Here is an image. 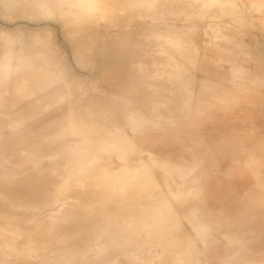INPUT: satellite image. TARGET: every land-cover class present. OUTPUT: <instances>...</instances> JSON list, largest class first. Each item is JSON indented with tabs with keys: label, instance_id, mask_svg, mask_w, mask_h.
<instances>
[{
	"label": "rangeland",
	"instance_id": "1",
	"mask_svg": "<svg viewBox=\"0 0 264 264\" xmlns=\"http://www.w3.org/2000/svg\"><path fill=\"white\" fill-rule=\"evenodd\" d=\"M154 2L0 0V264H264V0Z\"/></svg>",
	"mask_w": 264,
	"mask_h": 264
},
{
	"label": "bare ground",
	"instance_id": "2",
	"mask_svg": "<svg viewBox=\"0 0 264 264\" xmlns=\"http://www.w3.org/2000/svg\"><path fill=\"white\" fill-rule=\"evenodd\" d=\"M154 1H156V0H75V3H76V6H78V7H81V8H84V10L85 11H88L89 13L90 12H92V11H97L98 9H100L101 7H104V8H106L107 6H109L110 8H111V12L113 13V12H115V14H116V12H118L120 9H119V7H118V5H120V7H125V6H127V4L129 3V2H131L132 4H135V5H137V7L139 6V7H143V6H145V5H148L147 3H153ZM158 1V0H157ZM155 3V2H154ZM158 3V2H157ZM115 7H118V8H116L115 9V11H114V8ZM131 7V6H130ZM108 8V7H107ZM132 8V7H131ZM122 9H124V8H122ZM110 10V9H109ZM130 10V9H129ZM110 12V13H111ZM145 29H143V31H144ZM142 31V32H143ZM145 33V31L142 33V34H144ZM146 34H147V31H146ZM8 35H9V31H0V41L1 42H3L7 37H8ZM11 38V37H10ZM9 40V39H8ZM7 40V41H8ZM5 42V41H4ZM3 42V43H4ZM3 43H1V44H3ZM93 43V42H92ZM11 45V44H10ZM12 47H13V45H12ZM40 61V60H39ZM4 63V62H3ZM47 64H49V65H51L52 64V62H51V60H48V63ZM1 65V64H0ZM3 65H6V62H5V64H3ZM24 65V64H23ZM48 65V66H49ZM8 69V68H7ZM44 69V68H43ZM12 70V69H11ZM7 71V70H6ZM8 73V72H7ZM46 73V72H45ZM14 74V73H13ZM46 75H47V73H46ZM52 75V74H51ZM50 75V76H51ZM4 76V75H3ZM17 76V75H16ZM53 76V75H52ZM51 76V77H52ZM13 77V76H12ZM55 76H53V78H54ZM14 78V77H13ZM17 78H18V76H17ZM46 78H48V77H46ZM45 78V79H46ZM49 79H50V77H49ZM7 80V79H6ZM47 80V79H46ZM54 80V79H53ZM21 81V80H20ZM50 81V80H49ZM52 81V80H51ZM50 81V82H51ZM53 82V81H52ZM51 82V83H52ZM58 82V81H57ZM57 82H56V85H57ZM3 83H5V82H3ZM16 83H18V80H17V82ZM51 83H49V84H51ZM65 83H66V81H65ZM7 84V83H6ZM26 84V83H25ZM68 84V83H67ZM13 86V85H12ZM17 86V85H16ZM24 86V85H23ZM74 86V85H73ZM6 87V86H5ZM59 87V86H58ZM15 88V87H14ZM20 88V87H19ZM45 88V87H44ZM17 89V88H16ZM23 89V88H22ZM49 89L50 88H48V90L47 91H49ZM52 89V88H51ZM57 89H59V88H57ZM57 89L56 90H54V91H57ZM20 91V90H19ZM13 92V91H12ZM25 93V92H24ZM56 93V92H55ZM61 93V92H60ZM20 94H22V93H20ZM48 94V93H47ZM62 94V93H61ZM2 95V94H1ZM50 95V94H49ZM52 95V94H51ZM76 95V94H75ZM43 96H45V95H43ZM6 97V96H5ZM8 97V96H7ZM47 97V96H46ZM62 98V97H61ZM47 100V99H46ZM61 100V99H60ZM43 102V101H42ZM61 102V101H60ZM81 102V101H80ZM3 103V102H2ZM14 103V102H13ZM17 103V102H16ZM21 109V108H20ZM12 111V110H11ZM70 111V110H69ZM68 111V112H69ZM68 116H70L71 115V113L69 112L68 114H67ZM72 116V115H71ZM58 118V117H57ZM78 118V117H77ZM76 118V119H77ZM71 119V118H70ZM79 119V118H78ZM65 120V119H64ZM67 120V119H66ZM80 120V119H79ZM70 121V120H69ZM19 122V121H18ZM56 123V122H55ZM72 123V122H71ZM85 123H87V122H85V121H81L80 122V125L82 126V125H84ZM73 124V123H72ZM71 124V125H72ZM88 124V123H87ZM68 126V125H67ZM65 128H67L66 127V125L64 126ZM62 130V129H61ZM71 130V129H70ZM45 136V135H44ZM105 135H103L102 137H104ZM61 137V136H60ZM100 137V136H99ZM108 137V136H107ZM114 137V136H113ZM62 140H63V137L61 138ZM79 139H80V137H79ZM89 139V138H88ZM116 139V138H115ZM75 141V140H74ZM59 142V141H58ZM61 142V141H60ZM59 142V143H60ZM65 141H64V145H65ZM69 143H72V142H69ZM79 143H82V142H79ZM58 144V143H57ZM75 144H78L77 142L75 143ZM89 144V143H88ZM63 145V144H62ZM71 145V144H70ZM81 144H78V146H80ZM69 145L67 144V147H68ZM72 146H73V144H72ZM71 146V147H72ZM82 147V146H81ZM87 147V146H86ZM65 148H66V146H65ZM78 148V147H77ZM85 148V147H84ZM89 147H87V148H85V149H88ZM57 149V148H56ZM73 149V148H72ZM75 150V149H74ZM73 150V151H74ZM78 150H79V148H78ZM68 151V150H67ZM66 151V152H67ZM69 151H72V150H69ZM137 151V150H136ZM78 152V151H77ZM83 152V151H82ZM70 154V153H69ZM130 154V153H129ZM87 155L88 154H86V153H80L76 158H73V159H71V160H68L69 161V163H73L75 166H76V168H77V170H79V171H84L85 172V170H86V168L88 167H86V165H88L87 164ZM130 156V155H129ZM72 157H74V156H72ZM71 157V158H72ZM65 158V157H64ZM70 158V157H69ZM131 158V157H130ZM86 161V162H85ZM86 163V164H85ZM153 164V163H152ZM131 165V164H130ZM134 166V165H133ZM69 167V166H68ZM58 168V167H57ZM133 168V167H132ZM129 169V168H128ZM93 170H95V169H93ZM48 172V171H47ZM73 172V171H72ZM90 173V172H89ZM90 174H93V176L91 175V177L93 178H95V177H100V179L102 178V177H104V176H106V175H108L107 174V171H105L104 170V168L103 167H97L96 168V171H93L92 173H90ZM87 175V174H86ZM89 175V174H88ZM111 179V178H110ZM116 179H118V178H116ZM91 181V180H90ZM95 181V180H94ZM97 181V180H96ZM104 181H105V179H104ZM108 180H106V182H107ZM114 181H116V180H114ZM103 182V181H102ZM122 182V181H121ZM113 183V182H112ZM92 184H94V183H92ZM100 184V183H99ZM98 184V185H99ZM102 184V183H101ZM123 184V183H122ZM107 185V184H106ZM105 185V186H106ZM109 186V185H108ZM107 186V187H108ZM133 186V185H132ZM131 186V187H132ZM138 187V186H137ZM106 188V187H105ZM142 188V187H141ZM128 189V188H127ZM131 189V188H130ZM148 189H149V187H148ZM153 189V188H152ZM89 190V189H88ZM104 190V189H103ZM102 190V191H103ZM133 190V189H132ZM136 190V189H135ZM140 190H142V189H140ZM146 190V189H145ZM144 190V191H145ZM101 191V192H102ZM131 191V190H130ZM138 191V189L136 190V192ZM70 192V191H69ZM140 192V191H139ZM80 193V192H79ZM85 193V192H84ZM105 192H103V194H104ZM132 193H134V192H132ZM142 193V192H141ZM147 193H148V191H147ZM150 193H151V191H150ZM106 194V193H105ZM102 195V197L103 196H108L109 194H107V195ZM131 194V193H130ZM129 194V195H130ZM137 194H140V193H137ZM29 195V194H28ZM126 195V194H125ZM132 195V194H131ZM81 196H82V193H81ZM88 196V195H87ZM135 196V195H134ZM28 197V196H27ZM91 197H92V195H91ZM109 197V199H110V195L108 196ZM115 197V196H114ZM47 199V198H46ZM83 199V198H82ZM87 199V198H86ZM111 199H113V198H111ZM110 199V200H111ZM77 200V199H76ZM93 200V199H92ZM117 200H119L118 198H117ZM50 201V200H49ZM48 201V202H49ZM65 200H64V197H63V199L61 198V199H59V198H57V200H55V202H54V206H56L59 210L61 209H63L64 210V208H67L66 206L64 207V205L66 204V202H64ZM82 201V200H81ZM123 201V200H122ZM125 201V200H124ZM132 201V200H131ZM37 202V201H36ZM42 202V201H41ZM40 202V203H41ZM118 202V201H117ZM39 203V204H40ZM45 203H46V201H45ZM85 203H86V201H85ZM88 203V202H87ZM90 203H91V201H90ZM121 203V202H120ZM131 203V202H130ZM68 204V203H67ZM78 204H82V203H79L78 202ZM137 204V203H136ZM48 205V204H47ZM84 205V204H83ZM93 205V204H92ZM95 205V204H94ZM141 205V204H140ZM86 206V205H85ZM74 207V206H73ZM79 207H80V205H79ZM68 209V208H67ZM76 209V208H75ZM121 209V208H120ZM66 210V209H65ZM65 210L63 211V212H65ZM68 210H70V211H72L73 209L72 208H69ZM68 210H67V213H68ZM125 210V209H124ZM129 210V209H128ZM69 211V212H70ZM78 211V210H77ZM119 211V210H118ZM136 211H138V209L136 210ZM80 212V211H79ZM92 212V211H91ZM133 212V211H132ZM139 212V211H138ZM143 212V211H142ZM145 212V211H144ZM71 213V212H70ZM69 213V214H70ZM77 213V212H76ZM65 214H66V212H65ZM69 214H66L67 216L69 215ZM72 214V213H71ZM79 214V213H78ZM77 214V215H78ZM100 214V213H99ZM118 214V213H117ZM127 214V213H126ZM131 214V213H130ZM141 214V213H140ZM145 214V213H144ZM143 214V215H144ZM123 215V214H122ZM16 216V215H15ZM44 216V215H43ZM62 216V215H61ZM75 216V215H74ZM81 216V215H80ZM125 216V215H124ZM129 216H131V215H129ZM141 216H142V214H141ZM145 216V215H144ZM17 217V216H16ZM126 217H128V216H126ZM139 217H140V215H139ZM92 218V217H91ZM44 219V218H43ZM66 219V218H65ZM85 219V218H84ZM133 219V218H132ZM146 219V218H145ZM144 219V220H145ZM67 220H68V218H67ZM71 219H69L68 221L69 222H71V221H73V220H71ZM99 220V219H98ZM122 221V220H121ZM68 222V223H69ZM98 222V221H97ZM72 223V222H71ZM92 223V222H91ZM164 223H166V222H164ZM93 224H94V222H93ZM163 224V223H162ZM61 225V224H60ZM77 225V224H76ZM194 226H196V225H194ZM66 227V226H65ZM61 228V227H60ZM28 230V229H27ZM80 230V229H79ZM196 231H198V230H196ZM27 233V232H26ZM37 233V232H36ZM40 233V232H39ZM95 234V233H94ZM29 235V234H28ZM31 235V234H30ZM52 235V234H51ZM184 236V235H183ZM186 236V235H185ZM39 237V236H38ZM109 237V236H108ZM116 237V236H115ZM142 237V236H141ZM182 237V236H181ZM91 238V237H90ZM93 238V237H92ZM107 238V237H106ZM72 239V238H71ZM116 239H118V238H116ZM121 239V238H120ZM119 239V240H120ZM128 239V238H127ZM142 239V238H141ZM171 239V238H170ZM187 239V238H186ZM28 240V239H27ZM107 240V239H106ZM110 240V239H109ZM137 240V239H136ZM59 241V240H58ZM108 241V240H107ZM111 241V240H110ZM33 242V241H32ZM60 242V241H59ZM167 243H168V241H166ZM172 242H173V240H172ZM25 243V242H24ZM39 243V242H38ZM61 243V242H60ZM65 243V242H64ZM70 243V242H69ZM129 243V242H128ZM82 244V243H81ZM131 244V243H130ZM153 244V243H152ZM66 245V244H65ZM64 245V246H65ZM94 245V244H93ZM96 245V244H95ZM170 245V244H169ZM194 245V244H193ZM24 246V245H23ZM57 246V245H56ZM75 246V245H74ZM73 246V247H74ZM41 247V246H40ZM49 247V246H48ZM70 247V246H69ZM72 247V246H71ZM72 247V248H73ZM72 248H68L67 250H71ZM75 248V247H74ZM78 249V248H77ZM62 250V249H61ZM73 250V249H72ZM80 250V249H79ZM178 250V249H177ZM76 251H78V250H76ZM73 252V251H72ZM64 253H65V251H64ZM69 253V252H68ZM74 253H75V251H74ZM82 254V253H81ZM76 255H78V253L76 254ZM21 256V255H20ZM81 256H80V253H79V256H78V258H80ZM82 258H84V255H83V257ZM76 259V258H75ZM79 260V259H78ZM84 260H86V259H84ZM83 262V261H82Z\"/></svg>",
	"mask_w": 264,
	"mask_h": 264
}]
</instances>
